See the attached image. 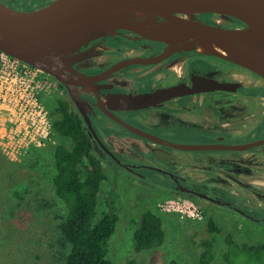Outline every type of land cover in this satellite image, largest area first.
<instances>
[{"label":"flooded vegetation","instance_id":"1","mask_svg":"<svg viewBox=\"0 0 264 264\" xmlns=\"http://www.w3.org/2000/svg\"><path fill=\"white\" fill-rule=\"evenodd\" d=\"M1 1L13 9L26 12L44 8L56 0ZM197 16L200 21L213 27H246L244 23L230 16L214 13H202ZM165 47V43L145 38L134 31L119 30L95 45L98 54L82 60L74 68L87 75H97L123 60L158 56ZM218 60L221 62L213 65ZM197 78L211 79L229 87L180 96L142 110L122 111L109 105L106 107L129 125L172 144L238 146L264 141V137L245 144H199L183 140L212 133L227 134L237 127L241 133L264 129V78L226 59L198 52L179 53L156 64H131L109 78L95 82L97 90L91 86H77L78 99L85 103L82 108L64 85L61 86V92L56 94V100L62 102L64 111L68 110L77 115L88 129V119L92 121L102 143L113 153V156L108 154L96 141V149L102 155L103 163L106 161L111 164L112 171L115 169L113 174L126 177L133 175L138 182L146 183V186L131 184L132 186L160 198L193 200L202 210L207 211L209 217L212 216V204H218L234 211L241 219L248 221V224L264 226V143L247 150H214L240 154L229 155L228 159L222 154L215 160L212 159V168H217L218 171L215 176H211L208 175V172H212L209 168L211 165L204 171L189 164L187 160L180 162L172 151L168 153V148H177L125 128L100 106L107 104L108 94L139 95L180 85L192 87ZM109 124H117L130 132L132 137L137 138H133L134 140L143 143L144 149L138 151V146L130 134L125 137L114 135L108 128ZM98 125L112 142L121 145L120 151L116 150L114 145L110 148L108 139L105 140L98 132ZM259 147L261 148L255 150ZM239 164L241 168H238L240 170L237 174L235 167ZM224 171H227V174ZM250 189L252 194L249 193ZM227 199L232 201H226ZM240 206L244 207L246 212L241 211ZM241 222L243 224L238 226L237 220H232L231 225L227 224L222 234L239 242L234 231L246 226L244 221Z\"/></svg>","mask_w":264,"mask_h":264},{"label":"water","instance_id":"2","mask_svg":"<svg viewBox=\"0 0 264 264\" xmlns=\"http://www.w3.org/2000/svg\"><path fill=\"white\" fill-rule=\"evenodd\" d=\"M142 13L147 17H141ZM202 13L230 16L246 27H213L198 19L197 15ZM187 14L192 18H186ZM119 30L134 31L163 42L166 47L158 56L123 60L97 75H87L74 68L82 60L98 54L95 45ZM205 40L215 43L224 53L213 49L200 52ZM0 51L54 76L68 88L81 108L85 103L78 99L77 86L97 90L95 82L131 64L161 63L184 52L220 57L264 78V0H56L44 8L26 12L0 0ZM228 87L211 79L197 78L192 87L180 85L139 95L108 94L107 104L100 106L125 128L184 151L247 150L263 144L264 141L238 146L172 144L129 125L106 107L142 110L180 96ZM88 125L96 141L113 156L90 119Z\"/></svg>","mask_w":264,"mask_h":264},{"label":"trees","instance_id":"3","mask_svg":"<svg viewBox=\"0 0 264 264\" xmlns=\"http://www.w3.org/2000/svg\"><path fill=\"white\" fill-rule=\"evenodd\" d=\"M51 98H44L43 103L53 126L55 143L52 150L33 148L21 163L11 162L0 155V198L5 202L2 207H6L7 201L17 198L20 208L25 203L33 212L32 218H27L26 212L18 213L14 207L10 206L8 210L0 208V226L5 231L2 240L11 243L12 239L6 235H16L15 231L26 237L31 233L30 229L39 224L34 218L56 212V223H48L51 237L47 256L50 260L59 261V264H115L108 258V252L120 219L119 196L114 191L115 187H111L102 200L104 186L110 179L102 155L96 149V140L77 115L62 109L59 99L54 105L48 104ZM47 152L52 155L51 167L43 163ZM14 165L20 167L22 175L15 173L17 168ZM35 174L41 175L42 179L49 175L63 210L54 211V202L41 190L32 192L37 184L33 177ZM204 213L208 215L207 211ZM207 218L206 230L211 234L222 233L223 229L216 221L212 217ZM134 224L136 253L155 250L165 244L167 233L157 210L146 209ZM22 227L30 229H18ZM224 240L230 248L223 252L222 264H264V242L238 244L231 236L224 237ZM27 241L29 246L32 245L30 238ZM214 242L213 237L196 240L200 249L198 264L215 262ZM126 264H137V261L131 259Z\"/></svg>","mask_w":264,"mask_h":264},{"label":"rangeland","instance_id":"4","mask_svg":"<svg viewBox=\"0 0 264 264\" xmlns=\"http://www.w3.org/2000/svg\"><path fill=\"white\" fill-rule=\"evenodd\" d=\"M214 61V60H213ZM221 61L218 60L213 65H218ZM56 96L48 100V104L54 105L56 104ZM98 125L97 129H99L100 135L111 144L115 146V149L120 151L121 145L116 144L111 141V138L107 136L105 131L101 129ZM109 130L115 135L118 136H130L133 135L120 127L117 124H109ZM130 134V135H129ZM105 136V137H104ZM264 137V129H257L253 131H243L240 132L239 128L233 129V131H229L227 134H206L201 136H193L188 137V139L184 138L183 140H187L188 143H199V144H213L216 142H223L228 144H245L251 141H254L258 138ZM137 139L132 137V139ZM138 146V151L143 150V143L139 140H134ZM142 140V139H141ZM47 145L43 149L46 151L52 150V144ZM124 146H122L123 148ZM256 148L255 150L260 149ZM114 149V150H115ZM172 151L174 157L177 160H187L189 164H193L198 166L201 170H206L211 168L212 172H208V175L215 176L216 171L218 169H213L211 165L212 159L220 157L222 154L225 156V159H228L229 155L237 156L240 154L239 152L232 151H183L180 149L168 148V153ZM103 153V152H102ZM0 155H4L0 149ZM107 157V156H106ZM108 158V157H107ZM211 158V159H210ZM110 159V158H108ZM21 163V162H20ZM43 163L51 167L52 165V155L51 152H47V154L43 158ZM105 169L107 175L110 179L105 184L104 193L102 195V200H104L105 193L111 189V187H115L114 191L119 196L120 207H119V222L117 224L116 233L110 240L109 244V252L108 258L114 262L115 264H126L129 260L135 259L137 264H198L199 257V248L196 245V240H201L204 238H214V251L216 260L213 264H222L224 258L222 254L230 248L229 244L225 242L224 235L220 234H211L206 230L207 223L209 219L208 215H205L203 220H193L184 218L177 213L164 212L160 209L159 204L166 199L170 198H160V196H156L150 194L149 192L142 191L141 189L132 186L142 185L144 183L138 182L135 176H125V175H117L113 174L111 164L105 161ZM208 165L211 167L208 168ZM15 166V165H14ZM17 168V169H16ZM238 168H241V165L235 167V171L237 170V174H239ZM15 173L19 172V176L22 175L23 171L20 172V167L15 166ZM227 174V171H224ZM34 179L37 181L35 189L32 192H36L41 190V192L52 202H54V211L63 210L62 203L57 198L54 187L51 183L49 175L44 179L41 178V175L35 174ZM135 178V179H134ZM146 186V185H145ZM245 193V192H243ZM250 194L253 191L250 189ZM255 193V192H254ZM34 196V194H30ZM32 198V197H30ZM172 198V197H171ZM219 199H224L219 197ZM2 197L0 198V208L4 210H8V208L14 207L16 212L22 213L26 212L27 218H32L33 212L27 209L25 203H23L20 208L18 203L19 200L17 198L11 199V201H7L6 207H2L5 203L3 202ZM226 201H232L231 199H227ZM104 205V203H103ZM240 210L243 212L245 208L240 206ZM27 209V210H26ZM146 209L157 210L163 220V226L167 233V239L165 244L158 249L155 250H146L141 253H136L134 249V231L136 225L134 224V220L139 217ZM204 212V210H203ZM212 215V216H211ZM56 212H52L48 215H40L39 217L34 218L38 220V226H35L34 229H30L27 227H22L18 229L26 230L30 229L31 233L26 237L23 233L19 234L15 231L16 235L10 234L6 235L7 238L10 237L12 239L11 243H7L3 241L4 229L0 226V264H59V261L53 262L47 256V246L50 242L51 232H48L49 226L48 223H56ZM210 216L216 221V223L224 230L228 225H231L232 220H237L238 226L243 224L241 221H244L245 227L243 229H237L234 231V234L237 236L238 244H257L264 242V226L262 225H252L248 224V221L241 219L238 214L234 211H231L227 207L220 206L218 204H212L210 209ZM264 217V214H263ZM55 219V220H54ZM250 223V222H249ZM230 230V229H229ZM29 238L33 242L32 245H28ZM39 243H41L39 245Z\"/></svg>","mask_w":264,"mask_h":264},{"label":"built area","instance_id":"5","mask_svg":"<svg viewBox=\"0 0 264 264\" xmlns=\"http://www.w3.org/2000/svg\"><path fill=\"white\" fill-rule=\"evenodd\" d=\"M59 92L61 83L54 76L0 51V149L9 161L20 163L33 148L54 142L43 99ZM159 206L184 218H204L198 204L187 198L166 199Z\"/></svg>","mask_w":264,"mask_h":264},{"label":"bare ground","instance_id":"6","mask_svg":"<svg viewBox=\"0 0 264 264\" xmlns=\"http://www.w3.org/2000/svg\"><path fill=\"white\" fill-rule=\"evenodd\" d=\"M141 17L146 18L147 16L143 15V13H142ZM186 18H189V19L192 18V15L187 14ZM210 49H213L219 53H224V51L219 46L215 45V43H213L212 41L205 40L200 45V52H202V53H207Z\"/></svg>","mask_w":264,"mask_h":264}]
</instances>
